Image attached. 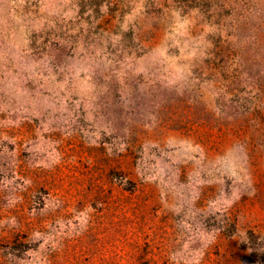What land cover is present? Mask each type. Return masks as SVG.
<instances>
[{"label":"rangeland","instance_id":"374dc122","mask_svg":"<svg viewBox=\"0 0 264 264\" xmlns=\"http://www.w3.org/2000/svg\"><path fill=\"white\" fill-rule=\"evenodd\" d=\"M0 264H264V0H0Z\"/></svg>","mask_w":264,"mask_h":264}]
</instances>
